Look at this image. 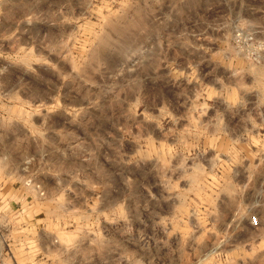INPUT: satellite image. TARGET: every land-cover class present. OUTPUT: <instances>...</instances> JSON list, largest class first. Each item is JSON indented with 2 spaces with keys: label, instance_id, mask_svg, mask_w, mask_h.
Listing matches in <instances>:
<instances>
[{
  "label": "rangeland",
  "instance_id": "1",
  "mask_svg": "<svg viewBox=\"0 0 264 264\" xmlns=\"http://www.w3.org/2000/svg\"><path fill=\"white\" fill-rule=\"evenodd\" d=\"M235 30L264 0H0V264H264Z\"/></svg>",
  "mask_w": 264,
  "mask_h": 264
},
{
  "label": "built area",
  "instance_id": "2",
  "mask_svg": "<svg viewBox=\"0 0 264 264\" xmlns=\"http://www.w3.org/2000/svg\"><path fill=\"white\" fill-rule=\"evenodd\" d=\"M232 40L235 48L241 51V54L245 59L252 63H258L262 59L264 52V43L253 34L243 32L241 30H235L232 35ZM248 224L251 227L258 226L257 218L251 216L248 219Z\"/></svg>",
  "mask_w": 264,
  "mask_h": 264
}]
</instances>
